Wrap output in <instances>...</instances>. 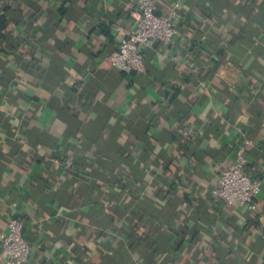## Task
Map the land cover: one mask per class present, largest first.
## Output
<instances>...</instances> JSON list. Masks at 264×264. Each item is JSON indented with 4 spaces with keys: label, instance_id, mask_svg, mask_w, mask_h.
Returning a JSON list of instances; mask_svg holds the SVG:
<instances>
[{
    "label": "crops",
    "instance_id": "crops-1",
    "mask_svg": "<svg viewBox=\"0 0 264 264\" xmlns=\"http://www.w3.org/2000/svg\"><path fill=\"white\" fill-rule=\"evenodd\" d=\"M153 1L180 34L136 75L107 60L135 0H0V239L22 218L29 264H264V181L213 195L264 172V0Z\"/></svg>",
    "mask_w": 264,
    "mask_h": 264
},
{
    "label": "built area",
    "instance_id": "built-area-1",
    "mask_svg": "<svg viewBox=\"0 0 264 264\" xmlns=\"http://www.w3.org/2000/svg\"><path fill=\"white\" fill-rule=\"evenodd\" d=\"M138 20L131 29L117 28L115 36L117 48L107 60L123 73L142 75L146 72L144 48L150 43L173 47L180 34L182 16L178 4L165 14H156L153 0H135ZM54 164H62L65 169L73 166L70 157H57ZM264 181V172L254 175L245 170L242 158H238L229 169L220 172L213 191L225 207H244L252 205ZM24 220L9 218L6 233L0 239V254L4 264H29L33 246L24 236Z\"/></svg>",
    "mask_w": 264,
    "mask_h": 264
},
{
    "label": "trees",
    "instance_id": "trees-1",
    "mask_svg": "<svg viewBox=\"0 0 264 264\" xmlns=\"http://www.w3.org/2000/svg\"><path fill=\"white\" fill-rule=\"evenodd\" d=\"M1 22H2V21H1ZM60 156H62V155H59L58 157H60ZM63 157H64V156H63ZM69 170H70V169H66L65 172L67 173V172H69Z\"/></svg>",
    "mask_w": 264,
    "mask_h": 264
}]
</instances>
